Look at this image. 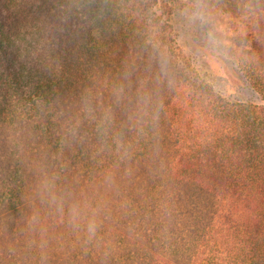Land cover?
<instances>
[{
	"label": "trees",
	"instance_id": "1",
	"mask_svg": "<svg viewBox=\"0 0 264 264\" xmlns=\"http://www.w3.org/2000/svg\"><path fill=\"white\" fill-rule=\"evenodd\" d=\"M192 1L261 104L157 0H0V264H264V0Z\"/></svg>",
	"mask_w": 264,
	"mask_h": 264
},
{
	"label": "rangeland",
	"instance_id": "2",
	"mask_svg": "<svg viewBox=\"0 0 264 264\" xmlns=\"http://www.w3.org/2000/svg\"><path fill=\"white\" fill-rule=\"evenodd\" d=\"M173 8L166 15L176 42L192 68L229 101L261 104L259 96L240 75L232 58L211 36L192 0H157Z\"/></svg>",
	"mask_w": 264,
	"mask_h": 264
}]
</instances>
